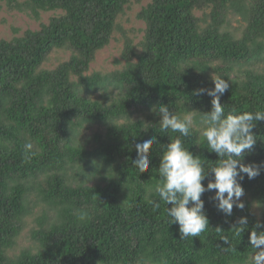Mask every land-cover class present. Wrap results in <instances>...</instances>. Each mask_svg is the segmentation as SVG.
Here are the masks:
<instances>
[{
    "label": "trees",
    "instance_id": "obj_1",
    "mask_svg": "<svg viewBox=\"0 0 264 264\" xmlns=\"http://www.w3.org/2000/svg\"><path fill=\"white\" fill-rule=\"evenodd\" d=\"M141 1L0 0V10L35 18L61 12L37 31L0 39V264H254L249 232H264V170L245 177V206L230 217L213 206L214 192L203 194L208 228L181 239L149 191L162 145L179 133L161 132L151 109L159 103L190 116L183 146L206 171L215 166L200 136L211 97L193 93L220 76L229 82L220 97L226 115L264 111V0H148L137 14L143 38H127L121 68L87 75L119 17ZM55 51L69 58L45 69ZM99 90L107 94L94 98ZM253 133L257 143L243 162L260 164L264 121ZM151 136L158 143L149 170L138 175L135 144ZM31 198L40 207L38 229L17 251ZM239 217L248 224L236 235Z\"/></svg>",
    "mask_w": 264,
    "mask_h": 264
},
{
    "label": "clouds",
    "instance_id": "obj_2",
    "mask_svg": "<svg viewBox=\"0 0 264 264\" xmlns=\"http://www.w3.org/2000/svg\"><path fill=\"white\" fill-rule=\"evenodd\" d=\"M211 83L212 88H200L193 93L196 96L211 97L210 110L200 112V136L210 153H215L217 157L215 166L207 171L201 157L193 155L183 146L181 137L189 136L191 117L185 116L182 119L170 111L168 106L159 103L151 109L160 117L158 124L161 132L179 133L171 142L162 145V154L156 169L157 182L149 191L155 193L159 201L163 202L169 225L178 226L181 239L197 237L208 228L205 201L201 199L203 194L214 192L210 197L213 206L224 216L230 217L234 207L242 210L245 206L241 201V197L245 195L242 186L245 177L252 180L264 170V162H243L257 143L253 129L257 122L264 121V111L226 115L220 97L229 89V82L217 76L211 79ZM156 143L157 137L151 136L142 143L135 144L136 158L132 160V165L138 175L149 170L150 150ZM31 147V144H26L25 150H30ZM149 203L154 208L160 207L157 201L149 200ZM86 218V212H81L78 216L81 221ZM236 224V235H240L248 224L247 217H239ZM259 227L262 225L257 224V228ZM249 244L256 249L254 264H264V232L250 231Z\"/></svg>",
    "mask_w": 264,
    "mask_h": 264
},
{
    "label": "rangeland",
    "instance_id": "obj_3",
    "mask_svg": "<svg viewBox=\"0 0 264 264\" xmlns=\"http://www.w3.org/2000/svg\"><path fill=\"white\" fill-rule=\"evenodd\" d=\"M148 0H142L140 3H131L118 19V29L114 32L109 44L96 53L93 63L90 65L87 75L98 73L106 75L119 68L124 62L121 55L127 38L132 39L135 44H138L143 38L145 25L137 18V14L142 7L147 4ZM60 11L40 12L39 17L35 18L30 11H8L6 7L0 10V39L10 40L14 37L21 36L27 30L37 31L42 24H47L51 17L59 15ZM233 25H236L234 23ZM69 54L63 51H55L50 54L49 59L44 64L45 69H54L58 64L66 61ZM106 95L99 90L93 96L100 98L101 95ZM93 129L90 130V132ZM88 131L87 134H90ZM32 208L31 215L27 217V226L25 227L19 241L18 249L28 247L31 243V230H37L38 225L34 222V218L40 215L39 206L34 203V198H31Z\"/></svg>",
    "mask_w": 264,
    "mask_h": 264
}]
</instances>
